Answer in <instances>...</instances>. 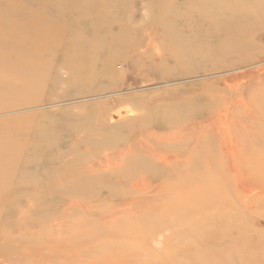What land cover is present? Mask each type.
<instances>
[{
    "label": "rangeland",
    "instance_id": "1",
    "mask_svg": "<svg viewBox=\"0 0 264 264\" xmlns=\"http://www.w3.org/2000/svg\"><path fill=\"white\" fill-rule=\"evenodd\" d=\"M0 26V264H264V0H0Z\"/></svg>",
    "mask_w": 264,
    "mask_h": 264
},
{
    "label": "bare ground",
    "instance_id": "2",
    "mask_svg": "<svg viewBox=\"0 0 264 264\" xmlns=\"http://www.w3.org/2000/svg\"><path fill=\"white\" fill-rule=\"evenodd\" d=\"M261 1V0H260ZM17 21V23H19V25H18V27L17 28H20L21 29V31L23 32V33H26V32H28L29 30H28V28H27V26H22V24L21 23H25V24H28V23H30V22H34V23H39V24H44V23H53V22H57V21H61V20H16ZM1 27V26H0ZM2 28V27H1ZM3 29V28H2ZM98 29H99V27L98 26H94V27H92V32H93V34L94 35H97L98 34ZM4 30V32H1L0 34H2V33H4V34H6V35H13V34H16V31H12V29H7V28H4L3 29ZM7 30V31H6ZM0 44H3L2 42H0ZM81 52V51H80ZM145 125H148V124H146L145 123ZM153 125H155V124H153ZM169 126H170V124H168ZM159 127H162V126H159ZM176 133V132H175ZM150 134V133H149ZM154 135H155V133H154ZM156 138V137H155ZM152 139V138H151ZM186 141V140H185ZM148 144V143H147ZM162 158H164V160L162 161V163H164V164H167V162H169V161H171V159L173 158L172 156H169V155H164ZM161 158H159V160H160ZM192 161L194 160V159H191ZM178 163V159L176 160V163H174L173 162V165L172 164H170L169 165V167H167L165 170H163V172H160V173H156L155 171H153L152 170V168H151V171L152 172H150L151 173V177H153V178H155V179H157V178H159L160 177V175H162V176H165V177H167L168 179H170V178H172V177H174V176H177V174H179V172L181 171V170H179V169H173L175 166H177V167H179V165L177 164ZM194 163H195V160L193 161V164H187V165H185V166H187L186 168H184L183 170H191V169H193L194 170V168L196 167V165H194ZM197 163V162H196ZM189 165V166H188ZM194 165V166H193ZM132 178H126L125 180H124V182H122V184H124V185H132L133 184V188H135L136 190H143V189H145V188H147L148 187V177H145V176H143V178H142V180H141V182H133L132 180H131ZM243 186H246V185H244L243 184ZM241 187H242V185H241ZM244 191V190H243ZM252 191V190H251ZM248 192V191H247ZM250 193V192H249ZM251 193H253V192H251Z\"/></svg>",
    "mask_w": 264,
    "mask_h": 264
}]
</instances>
